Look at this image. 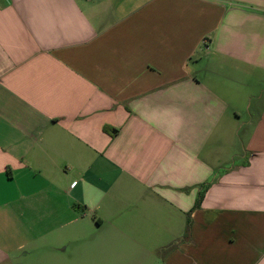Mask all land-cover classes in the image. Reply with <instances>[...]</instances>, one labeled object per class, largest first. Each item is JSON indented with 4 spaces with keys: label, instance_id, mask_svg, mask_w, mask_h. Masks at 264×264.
I'll return each instance as SVG.
<instances>
[{
    "label": "crops",
    "instance_id": "0c3cea01",
    "mask_svg": "<svg viewBox=\"0 0 264 264\" xmlns=\"http://www.w3.org/2000/svg\"><path fill=\"white\" fill-rule=\"evenodd\" d=\"M87 231L264 264V0H0V264Z\"/></svg>",
    "mask_w": 264,
    "mask_h": 264
},
{
    "label": "rangeland",
    "instance_id": "374dc122",
    "mask_svg": "<svg viewBox=\"0 0 264 264\" xmlns=\"http://www.w3.org/2000/svg\"><path fill=\"white\" fill-rule=\"evenodd\" d=\"M248 110L243 108V116H248ZM87 238L79 239L77 251L74 255L71 251L65 254H58L54 257L48 256L46 253L43 257H39L36 262L28 264H137L139 256L134 254L120 255V248H134V240L132 239H114L111 236L97 238V233L87 231ZM107 236V235H106ZM104 239V240H103ZM108 249V254H102L101 249ZM115 248V249H114ZM114 249V250H113ZM113 250V251H112Z\"/></svg>",
    "mask_w": 264,
    "mask_h": 264
},
{
    "label": "trees",
    "instance_id": "16d2710c",
    "mask_svg": "<svg viewBox=\"0 0 264 264\" xmlns=\"http://www.w3.org/2000/svg\"><path fill=\"white\" fill-rule=\"evenodd\" d=\"M105 131L110 132V129L108 127H105ZM211 184H212V180L201 185L197 201H196L195 206L193 207L192 211H194L200 207L201 202L204 198V195H205L206 191L209 189V187L211 186ZM191 228H192V220H191V212H190L188 220H187V226H186L185 236H184L183 240H188L191 238Z\"/></svg>",
    "mask_w": 264,
    "mask_h": 264
}]
</instances>
